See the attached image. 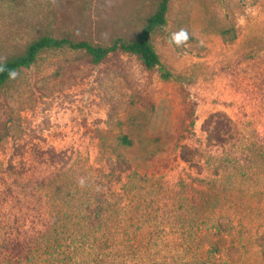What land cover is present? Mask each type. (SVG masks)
<instances>
[{"label":"rangeland","instance_id":"obj_1","mask_svg":"<svg viewBox=\"0 0 264 264\" xmlns=\"http://www.w3.org/2000/svg\"><path fill=\"white\" fill-rule=\"evenodd\" d=\"M159 1L0 0V62L41 35L133 39ZM150 42L151 69L64 46L3 83L0 264H19L23 229L97 214L138 235L131 264H264V243L237 237L264 219V0H170ZM215 223L236 229L221 262L205 244Z\"/></svg>","mask_w":264,"mask_h":264},{"label":"trees","instance_id":"obj_2","mask_svg":"<svg viewBox=\"0 0 264 264\" xmlns=\"http://www.w3.org/2000/svg\"><path fill=\"white\" fill-rule=\"evenodd\" d=\"M170 0H160L156 10L150 14L138 35L130 40L117 37L109 45L91 44L88 41H72L67 38H57L50 35H41L28 43L22 53L13 55L0 62V88L3 83L20 68L29 67L36 55L48 48H62L67 46L72 50H83L91 62L97 64L110 53L122 52L137 56L144 68L151 69L159 65V57L150 42V34L157 27L163 25L166 20V12ZM164 78L168 73H162ZM124 145H132L127 137H122ZM100 220L110 218L109 215L97 214ZM82 218H86L84 215ZM252 222L255 220L252 219ZM101 221V222H102ZM94 223L84 222L76 230L70 232L65 224L48 227L37 237L27 233L23 229L19 236V264H131V251L138 248V235L130 238V232L119 225L111 226L108 222ZM261 229L252 231L248 227L239 231L238 240L249 242L252 245L263 247L264 243V219H258L254 223ZM235 227L230 223L225 229L219 223H215L209 231L207 242L208 253L221 262L227 257L228 243L237 242L234 239ZM140 234V232H138ZM136 233V234H138ZM42 247V248H41ZM132 248V250H131ZM264 256V248L261 251Z\"/></svg>","mask_w":264,"mask_h":264}]
</instances>
